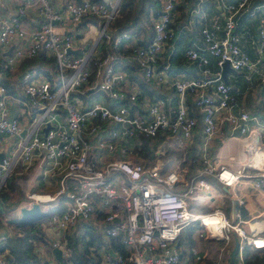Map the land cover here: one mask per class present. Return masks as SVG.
<instances>
[{"label":"built area","instance_id":"obj_1","mask_svg":"<svg viewBox=\"0 0 264 264\" xmlns=\"http://www.w3.org/2000/svg\"><path fill=\"white\" fill-rule=\"evenodd\" d=\"M118 1L67 0L61 8L52 0H11L13 8L0 18L3 66L16 72L25 60L44 50L47 57L53 58L55 68L49 78L41 71L25 70L17 95L0 84V188L10 175L23 174L33 164L41 180L50 175L58 181L52 191L32 190L26 196L29 204L46 205L45 210L58 207L44 219V228L59 233L50 243L52 248H60L63 256L67 254L66 239H61V234L75 232L81 223L99 218L100 232L121 245L105 254V264H217L193 246L188 248L193 256L190 261L182 256L179 237L182 229L193 222L202 228L201 237L222 243L228 241L230 231L237 234L242 261L246 246L264 247V236L249 234L239 222H230L219 208L198 213L189 207L188 200L196 188H211L208 175L226 188L246 177H264L260 160L264 155V117L243 109L232 85L222 79L221 69L212 71L209 66L212 56L218 65L226 61L234 70L256 72L263 84L264 100V3L216 0L220 11L207 18L202 10L206 0L189 6L187 28L192 27L196 15L205 16L207 23L199 28L198 45L184 50L186 61L201 66L197 75L187 78L168 73L174 35L171 23L179 13L176 6L180 0H161L160 7L152 11L153 33L147 45L132 46L126 59L136 63L145 82H170L179 96L171 116L159 100L142 101V111L132 115L129 105L137 99V87H122L126 77L114 69V52L95 54L100 40L110 42L106 26L118 10ZM244 14L253 22L239 30ZM26 15L36 23L28 25L22 18ZM64 16L72 25L86 16L99 20V30L90 46L78 47L80 40L68 30ZM130 38L128 33L117 35L112 48L117 49ZM11 45V51L4 54ZM94 89L105 96L106 102L104 98L82 102L80 96ZM187 93L193 96L190 104L185 99ZM193 111L200 116L207 137L225 122L232 131L253 132L251 154L239 168H232L216 164L204 146L199 155L201 165L187 179L185 189L177 191L175 185L183 177L179 167L162 173V165L156 161L146 166L138 151L128 149L121 140L132 137L140 143L143 137L152 140L160 132H167L179 139L178 147L182 146L180 150L185 153L198 129ZM248 165L255 166L254 174L247 172ZM263 183L257 179L253 185L260 188ZM62 196L65 204L59 209ZM7 238L0 233V264H16L3 246Z\"/></svg>","mask_w":264,"mask_h":264},{"label":"crops","instance_id":"obj_2","mask_svg":"<svg viewBox=\"0 0 264 264\" xmlns=\"http://www.w3.org/2000/svg\"><path fill=\"white\" fill-rule=\"evenodd\" d=\"M52 1L57 5H59L61 8H63L67 0H52ZM10 4H11V0H0V18L7 15L10 12L11 7L13 8V6ZM207 4L209 5H207L208 11L207 10L206 11L209 14L217 13L220 11L216 0H208ZM244 15L240 17L238 23L239 30H241L242 27L248 26L247 24H251L253 22V20L250 19H249L250 22H245V21L242 22V17ZM30 16L31 15L29 16L26 15L23 16L22 18L24 21L27 22L28 25L35 24L36 20L32 19ZM87 19L88 18H85L84 21H81L79 24L72 25L71 23L68 22L67 17L66 19L64 18L65 20L64 22H66L68 30L80 40L78 47L85 48L87 46H90L93 43L95 32L98 29L97 28V26L99 25L98 19L96 20L90 19L86 22ZM199 42L200 41L197 40V42H194V44L198 45ZM15 44L17 43L15 42ZM12 46L13 45H11L9 48L4 50L3 53L8 54L11 51ZM244 49L252 54L251 49L248 46H244ZM187 63L188 64H186V70L184 69L186 75H184L183 73H181V75L187 78L197 75L201 68L198 62L189 61ZM212 63H215L214 67L211 68L212 71L221 69V77H222L223 67L217 64L215 58L210 57L209 64L211 65ZM192 64L194 65V67L190 68L192 67ZM53 65L55 66L54 61L52 60L51 62V59L49 58L47 59L46 56V60L43 61V63L41 62L40 64H37V68L35 69L41 72L44 70H50V74H51L53 73L54 70ZM0 67L2 66L0 65ZM229 67L232 68L231 66ZM117 68L120 71L124 70L121 69V67H117ZM28 69H30V67H25L20 72L19 70L16 72H11V71L6 72L5 70H1L0 68V79H7L11 82L14 81L15 93L19 94L22 86V72ZM122 72L124 73V71H121V73ZM136 74H138L143 79V75L140 70H138L137 73L135 72V75ZM125 77L126 78L123 80L122 87L130 88L131 90L133 85L136 86V83L135 81L131 80V74H129V72L127 71ZM222 79L232 85L234 95L237 98L236 100L239 103V105L243 107V109L247 110L251 114L257 115L258 117L261 118L264 117V100L262 93L263 84L259 83L256 72L247 73L246 71L243 70L237 71L232 68V71H226L225 77H222ZM146 85L149 86L150 93L152 94L155 93L156 97H154V95L153 96L149 95L148 93L149 91L148 92L145 91L141 96H138L139 98L137 97L136 100L138 101L135 109L136 112L142 111L141 108L142 101L146 103L148 100H152V101L159 100L162 103V108H164L165 110H170V115L172 116L173 110H175L178 105L179 96L178 94H176L177 99H172V95H174V93L172 92V87L170 86V82L166 81L161 83H147ZM101 95L103 97V94ZM103 98H104V102H106L105 96ZM185 99L187 103L190 104L193 99L192 94L187 93ZM130 103L131 102H129V104ZM134 104H136V102H134ZM192 113L196 117H198V121L196 125V128H198L197 134L194 135V141L190 145V148L192 149V150L190 149L191 153H193L192 154L193 161L196 160L195 162H197L198 160L199 162L200 159L199 155L204 146L208 149L211 160H213L216 164H226L232 168H239L243 163H245L248 160L251 154L250 145H251V139L254 136L253 132L249 134H243L236 130L232 131L228 123L225 122L220 124V129L218 131L207 137L202 132L201 120H199L200 116L197 113H195V111H193ZM256 135H257L256 137H258L257 133ZM148 140L150 144L149 147L152 148L150 149L151 150L150 155H153L155 161L160 163L163 166V168L166 166V164L164 165V163L168 159V156L166 154L167 151L171 148L173 149L177 146H180L179 139L167 132H160L156 138L152 140L151 139ZM121 141L124 146H126L128 149L131 150L140 149L142 144V142L137 143L135 138L132 137H128L127 139ZM157 148L160 149V152L156 151ZM131 150L130 152H132ZM138 154L140 156L139 152ZM181 154H182V158H177L176 157L177 153L173 154L174 155L172 158L173 161L169 163V165L171 164L169 168L179 167V169H181V172L183 173V177L181 178L180 184L177 187H175L177 191H183L185 189L186 187L185 182L188 179L185 174L187 173L189 166L188 164L186 166V164L179 163L181 162V160L185 159V153L182 150H181ZM140 157L144 158L143 156ZM261 166L264 171L263 164ZM246 170L249 174H254L256 171L255 166H251V165L246 166ZM25 171H26L25 173L16 176L15 178L16 187L13 190L18 192V195H20L21 198L13 207H11L7 212L3 213L0 218V233H5L8 238H11V240L15 238L16 235L18 236L23 235V231L20 229V226L13 224L12 220L13 218L21 214V210L23 208H28L31 205L28 203L29 199L27 198L26 194L32 190L40 191V192L47 191L46 189L43 190L42 187L39 186L38 189L35 188L37 185V180H39V182L42 183L44 181L41 180L36 165L34 164L31 165ZM257 179H262V181L264 182V177L259 178V177L250 176V177H246L245 179H240V181L237 182L235 185L226 188L221 186L216 181L215 178L208 175L206 176V180L211 185V188L209 189L196 188L193 195L191 196V201H190L191 207L193 210L197 211L198 213H203V212L211 211L215 208H219L223 211L225 217L230 222L232 223L239 222L249 234L264 236V183L260 188L255 187L253 183ZM56 182L58 185L57 180H55V183ZM54 185L55 184H53V186ZM58 204H59V209H61L65 204V199L64 200L59 199ZM41 208L46 209V206L45 207L41 206ZM47 208H49V206H47ZM44 225H45V221L44 220L40 221V227L44 229V234L49 241L52 240L53 236H57L59 234L57 231L50 232L45 230ZM99 226H100L99 218H95L91 221L83 222L78 226L75 232L63 236L61 234V239H66L67 242L68 238H70V240H74L73 237H77L83 239L86 242L88 241L89 242L88 257L92 259V260L90 259V261L94 263L97 262V264H105V260H106L105 254L106 253L111 254L113 252L114 248L112 246H115L114 245L115 242L112 238L104 236L100 232ZM187 230H191V229H187ZM193 230H195V228H193ZM184 234H186V231L182 234L183 239H186ZM229 234L230 236L228 241L222 243L220 247H216L215 244H212L211 241L209 240L210 244L209 245L205 244L204 249L203 250L199 249V251L206 252L208 258L215 260L217 264H244L243 259L242 261L239 259L238 251H236L234 257L231 258V251L235 244V238H238V236L232 231H230ZM201 238L210 239L208 237H201ZM75 240L77 241V239ZM230 242L232 243L231 246L229 247ZM179 244L182 250V256L186 260L190 261L191 257H193L188 250L190 245H185L180 242ZM249 248H250L249 249L250 253H253L254 248H252L251 246H249ZM36 251L38 252V255L40 257V263L48 262L49 264H61L60 262L62 261V259L61 261L57 260V258L52 253V247H47V245L44 244H38L36 246ZM63 257L64 256L62 255V258Z\"/></svg>","mask_w":264,"mask_h":264},{"label":"trees","instance_id":"obj_3","mask_svg":"<svg viewBox=\"0 0 264 264\" xmlns=\"http://www.w3.org/2000/svg\"><path fill=\"white\" fill-rule=\"evenodd\" d=\"M207 1H204L202 4V10L205 12L206 18L209 15L207 11ZM263 0H257L258 4L264 3L261 2ZM186 0H180L176 6V9L180 12L181 9H184L186 12L187 17H185V21L179 22L178 16L173 20L171 23V27L173 28L174 35L172 39L170 40V44L173 46V51L170 55V67L168 68V73L173 77L177 76L179 73L178 67H180V64L183 63L186 58L184 57V50L194 45V42H197V40H201V35L199 33V28L206 24L207 21L204 19V17H200L198 15L195 16V20L191 28H187L189 19H190V13L189 9L193 7V4L197 2V0L190 1V4H185ZM206 3V4H205ZM161 5V0H119L117 5V12L114 15L113 19L108 23L106 26L107 33L110 34V42L107 43L104 39V42L100 40L97 44V49L95 51L96 55H102L105 54L108 51H112L116 54V58L113 61L114 69H116L117 72L124 71L126 74V71L131 74V80L135 81L136 87L139 91L138 96H141L145 91H149V95H154L156 97L155 93H150V88L147 83L138 75H135V72H138V67L136 63L128 61L126 59V55H128L130 52L129 50L134 47H145L148 43V38L153 33L152 30V11ZM185 5V6H184ZM184 6L183 8H181ZM186 6H191L190 8ZM180 7V8H179ZM207 10V11H206ZM85 18H92L93 20H96L92 16H86L81 21H84ZM177 19V20H176ZM80 21V22H81ZM250 22L249 17L244 15L242 17V22ZM79 22V23H80ZM176 22H179L180 24L177 25ZM78 23V24H79ZM128 33L131 38L129 40H126L122 42L117 49L112 48L113 41L117 35ZM187 39V40H186ZM186 40V41H185ZM185 41V42H184ZM175 55V57H174ZM46 52L44 50L38 51L37 55L34 56L32 59L25 60L20 68L23 70L25 67H30V70H34L37 68V64H40L41 62L46 60ZM174 57V58H173ZM212 56H209V58ZM51 59V62L53 58L47 57V59ZM214 58V57H213ZM54 61V60H53ZM0 65L2 67L1 70H5L6 72H10L7 68L3 66L2 60H0ZM188 62V61H186ZM55 63V62H54ZM215 63H212L210 68L214 67ZM54 66V65H53ZM117 67H121L119 70ZM19 68V69H20ZM55 68V66H54ZM36 70V71H35ZM35 72H39V70L35 69ZM54 71V70H53ZM12 72V71H11ZM47 78L50 77V70H44L42 71ZM123 73V72H122ZM123 73V74H124ZM124 74V75H125ZM92 78V75L89 76V79ZM123 82H121L122 84ZM0 84H3L9 93L12 94H18L15 93V86L14 81L11 82L7 79H0ZM164 84V83H162ZM150 85V84H149ZM155 86V84H154ZM82 87H85V85H82ZM142 92V93H141ZM172 92L174 95H172V99H177L176 92L172 88ZM101 94L100 91L94 89V90H86L84 95H81V100L84 103H90L92 101H95L98 97V95ZM139 98V97H138ZM137 100V99H136ZM136 104H130V111L133 115L136 112V105L138 101H135ZM169 102V101H168ZM156 141V140H155ZM142 144L140 149H136L140 156L144 157L145 165L150 166L155 161V158L153 155H150V152L152 148L149 147V140L148 138H142L141 140ZM159 142V139H158ZM157 143V142H156ZM190 146L186 147L185 149V159L181 160L179 162L180 164H188V171L185 174L187 178H190L196 171L197 167H199L201 164L198 162H195L196 160H192L193 153H191ZM177 153V158H182L181 150L177 146L175 148H171L167 151V163L165 162L164 165L166 166L161 169V172H166L170 170L171 168L169 163L173 161V154ZM192 156V157H191ZM178 161V160H177ZM18 176L17 174H12L9 176V178L6 179L4 185L0 188V218L3 213L7 212L11 207H13L18 200L21 198L20 195L18 197L14 196L15 191H13L16 187L15 178ZM180 183L176 184L175 187H177ZM64 196L60 198V200H64ZM198 225L197 222H193L187 226H185L183 229L186 230V234L184 235L186 239H183V236L180 238L179 242L183 243L185 245H194L196 240L193 237V234H197L199 237L200 227L199 230L196 227L195 230L191 226ZM199 226V225H198ZM20 229L23 231L22 236L16 235L15 238L11 240V238H8L4 241L3 246L9 251L10 255L13 257L16 264H41L40 263V257L38 255V252L36 251V246L38 244H44L47 245V247H51L50 241L46 238L44 234V230L40 227V222H35L30 225L26 226H20ZM182 229V231H183ZM191 229V230H187ZM182 233V232H181ZM74 240H70V238L67 239L66 242V251L67 254L62 258L61 264H66L67 261L73 262L74 264H97V262L90 261V257H88V241H84L81 238L73 237ZM77 239V241L75 240ZM81 239V240H79ZM183 239V240H182ZM115 242V246H112L113 248H121V245L119 244L118 240L113 239ZM185 240V241H184ZM118 243V244H117ZM249 246H246L243 251V262L244 264H264V247L262 248H254V252L250 253ZM92 260V259H91Z\"/></svg>","mask_w":264,"mask_h":264},{"label":"water","instance_id":"obj_4","mask_svg":"<svg viewBox=\"0 0 264 264\" xmlns=\"http://www.w3.org/2000/svg\"><path fill=\"white\" fill-rule=\"evenodd\" d=\"M68 51L74 53L77 50L76 49H68ZM222 67H223L222 68V77H225L226 71H232V68L229 67V65L226 61L222 63ZM22 75H23V73H22ZM0 158H1V155H0ZM57 209H58V207L55 206V207L50 208V210H45V209L41 208L39 203L33 202L28 208H23L21 210V214L15 218H13L12 223L19 225V226H26V225L33 224L35 222H40V221H43L44 219L48 218ZM237 250H238V238H235V244H234V247L231 251V258L234 257ZM52 253L57 258V260L61 261L62 251L60 248L53 247Z\"/></svg>","mask_w":264,"mask_h":264},{"label":"rangeland","instance_id":"obj_5","mask_svg":"<svg viewBox=\"0 0 264 264\" xmlns=\"http://www.w3.org/2000/svg\"><path fill=\"white\" fill-rule=\"evenodd\" d=\"M190 1H192V0H186V2H185V4H190ZM261 2H264V0L263 1H261ZM185 6V5H184ZM184 6H182L181 8H183ZM187 7H189V6H186V8ZM180 8V7H179ZM180 14H179V17L177 18L178 19V21L179 22H184L185 21V17H187V15H186V12L184 11V9H181L180 10V12H179ZM178 16V14L176 13V17ZM91 20H93L92 18H90ZM176 19V20H177ZM179 22H176V24L177 25H179L180 23ZM99 26V25H98ZM98 26H97V28H98ZM99 30V29H98ZM96 34H97V32H95V35H94V37H96ZM187 40V39H186ZM185 40V41H186ZM184 41V42H185ZM174 57H175V55H174ZM173 57V58H174ZM186 64H188L187 62H186V60H184L183 61V63L182 64H180V67H178V70H179V73L180 74H178V75H181V73H183L184 75H186V73L184 72V69L186 70ZM194 67V65L192 64V67H190V68H193ZM22 69H20L19 70V72L21 71ZM195 70H196V67H195ZM24 72V71H23ZM22 72V73H23ZM37 73V72H36ZM246 98H247V96H246ZM101 99H103V97H102V95L101 94H99V96H98V98H97V100H101ZM144 138V137H143ZM165 160H166V158H165ZM42 180H44L43 181V183L42 182H39V180H37V185H36V189H38V186L39 187H42V189L43 190H47V191H52V190H54L55 188H57V182L55 183V179L54 178H50V175H46ZM53 184H55L54 186H53ZM14 196L15 197H18V192H16L15 191V193H14ZM189 201V204H190V208L192 209V207H191V203H190V200H188ZM42 207H44V206H46V205H41ZM198 210H201V209H198ZM192 227V226H191ZM198 228L199 229V227L200 226H198V225H196L195 224V226L193 225V228ZM197 229V230H198ZM201 229V228H200ZM186 230H184L183 229V231H182V234L185 232ZM182 234L180 235V237L179 238H181L182 237ZM185 235V234H184ZM230 235V234H229ZM193 237L195 238V240H196V242H195V244L194 245H191V246H193L194 248H196L197 250H203L204 249V245L206 244H210V241H211V243L212 244H215V246L216 247H220V245H221V243L222 242H219V241H223V240H219V241H217V240H214V239H204V238H201V237H199L197 234H193ZM210 240V241H209ZM231 243L232 242H230L229 243V247L231 246Z\"/></svg>","mask_w":264,"mask_h":264},{"label":"bare ground","instance_id":"obj_6","mask_svg":"<svg viewBox=\"0 0 264 264\" xmlns=\"http://www.w3.org/2000/svg\"><path fill=\"white\" fill-rule=\"evenodd\" d=\"M260 160L263 162V168H264V155H263V156H261ZM37 196H40V197H42L41 195H37ZM213 228H214V227H213ZM218 234H219V231H218Z\"/></svg>","mask_w":264,"mask_h":264}]
</instances>
